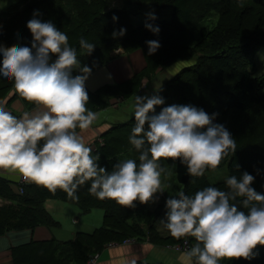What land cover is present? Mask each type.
I'll use <instances>...</instances> for the list:
<instances>
[{"label": "clouds", "instance_id": "1", "mask_svg": "<svg viewBox=\"0 0 264 264\" xmlns=\"http://www.w3.org/2000/svg\"><path fill=\"white\" fill-rule=\"evenodd\" d=\"M40 15L34 10L26 25L32 34L30 47L0 48V80L12 81L13 95L32 105L15 115L7 100L0 101V170L52 192L61 189L72 200H79L77 190L90 182L88 191L97 199L134 208L137 201L155 203L165 192L162 160L178 159L191 177H201L235 153L236 139L224 124L214 122L218 113L192 104H171L157 113L156 107L165 104L160 87L157 94L136 95L131 106L134 127L129 142L138 158L120 160L108 171L91 147L103 130L95 126L98 113L87 107L86 81L92 68L81 65L68 34ZM146 15L145 28L158 34L159 26L148 22L157 15ZM126 32L121 27L113 36ZM145 43L149 55L161 47L158 40ZM79 44L87 55L96 47L83 37ZM74 70L80 74L73 75ZM255 179L244 171L227 177L225 190L209 185L186 195L180 189L166 199V220L161 222L170 236L195 239L190 247L177 249L179 264L250 261L258 255L257 246H264V193L252 186ZM153 248L145 243L141 252ZM107 255L106 261L97 256L90 264H138L140 259L129 241L110 246Z\"/></svg>", "mask_w": 264, "mask_h": 264}, {"label": "trees", "instance_id": "2", "mask_svg": "<svg viewBox=\"0 0 264 264\" xmlns=\"http://www.w3.org/2000/svg\"><path fill=\"white\" fill-rule=\"evenodd\" d=\"M121 1L122 5L110 8L105 0H32L30 2L22 0L12 6L5 15L0 16V48L12 50L21 45L30 47L32 34L26 25L32 18L34 10H39L41 13L39 18L42 21H52L58 29L68 34L69 43L77 49L81 65H88L92 68V72L109 63L114 51L120 48L128 52L142 49L148 62L146 73L148 76L155 73L159 67L164 68L177 61H189L188 66L182 68L166 83L159 94L164 97L165 104L157 106L156 112L159 113L162 107L171 104H192L203 108L209 114L218 113L216 123L224 124L229 131L231 130V134L237 136L238 131L233 124L234 121L230 123L232 126L230 127V124L224 122L225 118H228L231 112H249L264 103V81L249 69L245 54L244 59H241L237 56L233 57L235 52H232L236 49L238 41L236 39L240 36L244 39L248 37L246 33L240 34L234 28L242 23L246 30L249 29L242 20L247 7L241 11L243 13L239 24L238 7L233 0ZM252 1L264 6V0ZM146 2L152 4L156 11L171 9L170 19L162 17L149 21L154 26H159L158 34L146 29L144 21L137 23V14L141 12ZM215 12L219 13L218 24L208 28L202 19L207 14L211 15ZM189 13L192 16H189ZM113 16L118 17V20H113ZM225 17H235L233 19L236 20L233 22ZM232 22L236 24L234 27ZM256 25L255 22L251 26L254 28ZM121 27L127 29L126 34L122 37H114L113 32H118ZM81 37L96 45L91 55H87L86 51L80 48ZM148 40H158L161 44L157 52L152 55L148 54V45L145 43ZM76 73L79 74L74 70V74ZM138 87L137 77L121 84H105L95 91H90L86 87L89 93L87 107L95 111L110 105V100L114 97L125 100L135 94ZM13 88L12 81L0 80V101L9 95ZM133 127V117L127 122L113 125L91 146L93 155L99 154L100 165L108 171L112 170L115 163L125 159V154L138 158L139 153L129 142ZM236 146L235 153H229L217 169L227 166V177L240 176L244 171L254 176L262 175L256 176L252 186L257 192L264 193V152L259 149L260 147L251 148L237 140ZM175 163L177 179L186 195H192L209 185L222 190L227 187L225 184L227 177L211 182L208 172L213 170L206 171L201 177H191L187 173L186 166L181 165L178 159ZM21 186L24 188L23 192L20 191ZM89 187L90 182L81 186L77 190L79 200H72L61 189L52 192L35 183H20L15 190L10 181L0 176V234L16 229H34L39 225L53 226L58 223L46 209L47 199L75 202L83 212H89L96 207L102 208L103 224L92 232H77L73 239L64 243L50 239L35 243L31 241L20 247L23 252L22 259H29L34 264H64L68 257L78 264H84L93 253L101 250L109 242L148 236L143 223L156 214L160 216L162 214L160 206L156 212L148 204L138 201L132 208L121 206L111 199H97L89 193ZM150 238L155 239V237ZM192 240L194 242L195 239ZM59 248L65 249L59 250V254L56 255V250ZM256 251L258 255L250 261L243 258L233 261L224 259L223 264H264V246L258 245Z\"/></svg>", "mask_w": 264, "mask_h": 264}, {"label": "crops", "instance_id": "3", "mask_svg": "<svg viewBox=\"0 0 264 264\" xmlns=\"http://www.w3.org/2000/svg\"><path fill=\"white\" fill-rule=\"evenodd\" d=\"M2 1L3 0H0V16L5 15L12 6L20 2V0H7L6 3H1ZM189 64V61H177L164 68L159 67L155 73H151V75L149 74L150 76H148L146 74L148 62L142 49H136L130 52L123 48L116 49L114 51V56L109 63L91 73L89 79L86 81V87L90 91H95L97 88L105 84H121L134 77H137L139 87L137 92L131 97L125 100H121L120 97H114L110 100V105L95 110V112L98 113V119L95 122V126L103 129L99 132L95 142L99 140L102 134L108 131L113 125L127 122L132 118L133 109L131 106L134 103L136 95L150 96L157 94V90L161 87L158 93L160 94L166 83L182 68ZM74 75H77V73ZM13 92L14 88L4 99L7 100V108L15 115H20L23 111L31 110V103L25 101L20 96H14ZM115 102L117 103L113 104ZM214 122L216 123L217 119ZM94 143L92 145H94ZM124 156H126V154ZM0 176L10 181L15 190H17V185L23 181L17 174L3 170H0ZM177 189L178 191L182 189L180 183ZM158 195L159 200L155 208L157 209L160 206L162 213L161 219L166 220V208L164 210L163 208L165 207V202L169 197V193L165 188V192ZM45 206L58 223L53 226L39 225L34 229H16L0 234V264H34L29 259H22L23 252L20 250L22 245H27L31 241L35 243L37 241L50 239H55L60 243H64L73 239L77 232H92L95 228L101 226L104 221V210L99 207L93 208L89 212H83L77 203L61 199H47ZM67 207H70V209L64 213L63 209H66ZM73 215L74 218L71 220ZM124 240L109 242L101 250L93 253L92 256H99V261H106L108 259V248L110 246L122 244ZM177 241L179 240L171 237L170 234H163L160 239H152L150 236H144L139 239H134L133 241H130V243L133 252L140 256L138 264H179L177 260L179 253L176 249L171 247V245ZM145 243L153 244L154 248L150 252L143 254L141 248ZM63 249L65 248H59L56 250V255L59 254V250ZM67 259L68 260H66V263L64 264H78L77 261H74L73 259L71 260L69 257ZM84 264L90 263H88L87 260Z\"/></svg>", "mask_w": 264, "mask_h": 264}, {"label": "rangeland", "instance_id": "4", "mask_svg": "<svg viewBox=\"0 0 264 264\" xmlns=\"http://www.w3.org/2000/svg\"><path fill=\"white\" fill-rule=\"evenodd\" d=\"M6 1L7 0H3L1 3H6ZM27 1L30 2L32 0H27ZM105 2L106 5L108 4V6H110V8L118 7L122 5L121 0H105ZM233 2L235 6L237 5L238 7L237 14L240 16L239 24L241 23L242 13H243L241 11L243 8L247 7L244 19L242 20H244L246 26L249 27V29L246 30V28L242 25V23L239 26L234 27L236 24H234L233 22L236 19L233 18H235L236 16L233 18L225 17V19L233 21L232 22L233 26L232 25L230 26L234 27L236 31H238L240 34L246 33V35H248L246 39L242 38L241 36L238 39H236L238 41L235 46L236 49L232 50L233 53L235 52L233 57L237 56V58L244 59V54H245V57L249 62L248 64L249 69H252L253 73L258 75L259 78L264 81V6L258 5L252 0H238V1L233 0ZM108 6L106 7L108 8ZM149 12H154L158 18L165 17L167 19H170V17L172 16L170 8H165L160 11H156L152 7V4L146 2L141 12L137 14L136 17L137 23L140 24L141 21L145 22L147 19L146 14ZM189 16H192V14L189 13ZM218 20H219V13L215 12L214 14L211 15L207 14L205 18L202 19V22L208 28H213L218 24ZM255 22L257 23V25L254 28H256L257 31H255L256 29H254L251 26ZM224 27L227 28L229 26H224ZM232 121H234L233 124L237 128L239 134V135L237 134V136H234V134H232V136L237 141L246 143L247 146L251 148L260 147L259 149H261L262 152H264V103H262L261 105H259L258 107H256L255 109L249 112H231L228 118H225L224 122L226 124L227 123L230 124ZM230 127H232L231 124ZM233 133H236V131H233ZM129 157H132V155L131 154L126 155V158ZM162 163L163 166L166 168V173L164 174L165 177L164 175L162 176V181L163 183H165L164 185L169 193V196L170 195L174 196L177 194L178 192L177 188L179 187V181L177 179L176 171H175L176 163L173 160H162ZM208 176L211 182L220 181L228 176V168L227 166H224L222 168L215 169L213 171L208 172ZM256 176H262V175L256 174ZM158 200L155 203H148L149 207L154 208L153 209L154 211H156L155 207L158 204ZM69 209L70 207H67L66 209H63V212L66 213ZM72 218H74V215L71 217V220ZM156 218H158V220ZM161 218L162 217L159 214H156L152 216L150 219L145 220L143 226L148 236L160 239L163 234L164 235L169 234L168 230L161 222L165 219H161ZM151 224L152 227L149 228Z\"/></svg>", "mask_w": 264, "mask_h": 264}, {"label": "built area", "instance_id": "5", "mask_svg": "<svg viewBox=\"0 0 264 264\" xmlns=\"http://www.w3.org/2000/svg\"><path fill=\"white\" fill-rule=\"evenodd\" d=\"M78 73H79V71H78ZM73 74H74V71H73ZM21 183L22 184H29V183H27L25 181H22ZM23 190H24V188H23V186H21L20 187V191L23 192ZM133 240H134L133 238H127L124 241H129L130 242V241H133ZM193 243L194 242L192 240V237H187V238L180 239L179 241H177L176 243H174L173 245H171V247L174 248V249H176V250L177 249L183 250V249H185L187 247H190ZM93 258H95V256H91L89 258V260H88V263H90Z\"/></svg>", "mask_w": 264, "mask_h": 264}]
</instances>
